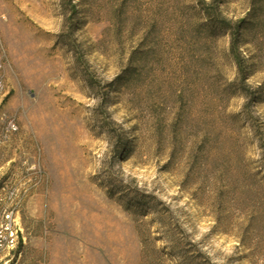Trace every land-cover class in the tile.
I'll return each mask as SVG.
<instances>
[{
    "label": "rangeland",
    "instance_id": "obj_1",
    "mask_svg": "<svg viewBox=\"0 0 264 264\" xmlns=\"http://www.w3.org/2000/svg\"><path fill=\"white\" fill-rule=\"evenodd\" d=\"M0 63V264H264V0H0Z\"/></svg>",
    "mask_w": 264,
    "mask_h": 264
},
{
    "label": "built area",
    "instance_id": "obj_2",
    "mask_svg": "<svg viewBox=\"0 0 264 264\" xmlns=\"http://www.w3.org/2000/svg\"><path fill=\"white\" fill-rule=\"evenodd\" d=\"M3 71H4V64L0 63V89H6V83H5ZM8 128L9 130H16L17 126L14 123V121H10Z\"/></svg>",
    "mask_w": 264,
    "mask_h": 264
},
{
    "label": "bare ground",
    "instance_id": "obj_3",
    "mask_svg": "<svg viewBox=\"0 0 264 264\" xmlns=\"http://www.w3.org/2000/svg\"><path fill=\"white\" fill-rule=\"evenodd\" d=\"M5 91V89H0V92H4Z\"/></svg>",
    "mask_w": 264,
    "mask_h": 264
}]
</instances>
